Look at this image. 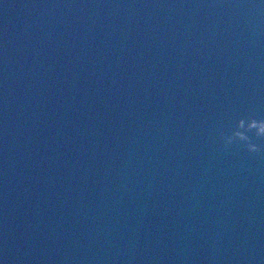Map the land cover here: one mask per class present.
I'll return each mask as SVG.
<instances>
[{
    "label": "water",
    "instance_id": "obj_1",
    "mask_svg": "<svg viewBox=\"0 0 264 264\" xmlns=\"http://www.w3.org/2000/svg\"><path fill=\"white\" fill-rule=\"evenodd\" d=\"M242 118L264 0H0V264H264Z\"/></svg>",
    "mask_w": 264,
    "mask_h": 264
},
{
    "label": "clouds",
    "instance_id": "obj_2",
    "mask_svg": "<svg viewBox=\"0 0 264 264\" xmlns=\"http://www.w3.org/2000/svg\"><path fill=\"white\" fill-rule=\"evenodd\" d=\"M249 132H254L256 138L264 139V120H256L249 118L247 120L240 119L236 123V130L231 135L222 136L225 148L233 144L239 143L243 146L249 154H261L264 149L253 143L251 138L247 135Z\"/></svg>",
    "mask_w": 264,
    "mask_h": 264
}]
</instances>
